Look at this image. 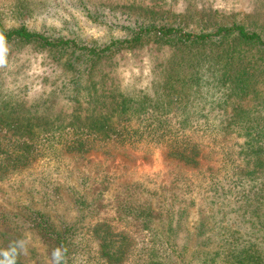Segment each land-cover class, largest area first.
I'll use <instances>...</instances> for the list:
<instances>
[{
	"label": "rangeland",
	"instance_id": "374dc122",
	"mask_svg": "<svg viewBox=\"0 0 264 264\" xmlns=\"http://www.w3.org/2000/svg\"><path fill=\"white\" fill-rule=\"evenodd\" d=\"M0 21L98 47L147 23L198 32L236 22L264 35V0H0ZM125 46L88 68L33 42H0V116L16 122L1 125L34 136L25 164L0 166V212H16L26 247L19 261L54 264L22 213L30 208L73 226L68 264H107L96 222L128 237L116 264H264V53L232 42ZM238 67L245 95L231 90ZM123 96L136 106L117 124L123 137L69 129ZM75 136L83 150L70 149ZM183 140L196 165L167 154Z\"/></svg>",
	"mask_w": 264,
	"mask_h": 264
},
{
	"label": "trees",
	"instance_id": "16d2710c",
	"mask_svg": "<svg viewBox=\"0 0 264 264\" xmlns=\"http://www.w3.org/2000/svg\"><path fill=\"white\" fill-rule=\"evenodd\" d=\"M143 38H152L157 43L192 47L205 44H213L214 46H219L232 42L238 45H246L249 47H257L262 53H264V35L260 30H254L252 28L246 27L242 23L231 22L228 24L216 25L213 29L207 31L193 32L189 30H184L176 24H168L161 22L159 24L147 23L136 27L135 31L129 38H123L118 40H111L103 46H91L86 44H81L74 39L61 38V37H49L38 31L29 30L24 25H18L15 27H5L0 21V42H11L20 41L23 43L33 42L39 44L42 47H47L49 49L56 50L59 55L63 53H68L66 60L68 65H72L76 61H82L88 68H91L100 57L104 56L106 53L110 52L113 48L119 47L121 45H126L129 47L134 44H139ZM68 51V52H66ZM232 52V50H231ZM228 53V54H227ZM230 51H225V61L223 64L227 66L224 68L225 74L228 76V71L231 68ZM78 56V57H77ZM83 57V59H82ZM222 64V66H223ZM246 67H242V70ZM239 67L236 68V72L233 75V86L232 91L236 93L241 92L242 95L247 93L246 88L243 85L237 84L240 81L239 77L244 72L239 71ZM238 76V77H237ZM226 78V76H225ZM115 105L109 108L106 112H99L94 116L86 117V124L81 126H74L72 124L71 128L74 132H81L85 135H93L102 139H119L123 137L125 128H120L117 124L123 123L126 119H129L131 115L134 114L136 106L132 99H128L123 96L120 100H114ZM140 105V103H139ZM144 112V111H142ZM16 118V117H15ZM19 121L18 119H16ZM15 121L8 118L0 116V166L6 165V167H16L20 164H25L29 151H26L29 144L32 143V136H29L20 127L10 129H3L2 125L9 127ZM16 123V122H15ZM2 124V125H1ZM80 129V130H79ZM25 132V133H21ZM9 136V137H6ZM25 137L22 140H18L14 137ZM8 142L5 143V142ZM6 144L7 146H3ZM72 144L77 147H70V149L75 148L83 150L84 142L81 138L75 136ZM86 147V146H85ZM84 147V149H85ZM259 151H255L257 153ZM32 153V152H31ZM167 154H170L178 161L184 164L196 165L198 163L197 157L198 152L196 146H191L187 142L179 141L177 144L167 145ZM256 157V156H255ZM255 164H261L260 159H252ZM129 209L130 214L135 213L134 217L142 216L145 220L149 221L153 217V210L148 205L144 210L135 209L128 205L123 208ZM25 212V219L29 227L34 230V232L39 236L40 240L46 243V247L49 250V254L52 257V253L55 249L61 250V259L59 264H68L70 256V243L72 238V231L74 230L72 225L57 226L50 218L42 211L37 209H21ZM18 211V210H17ZM20 212V211H19ZM16 212L6 211L0 212V252L8 250L11 245L16 241H22L23 237L21 232H19L18 224L16 220ZM19 219V218H17ZM90 233L97 238V243L99 245V252L104 258L107 264H116L121 261V255L126 253V246L130 244L128 242V237L122 232H114L106 222H96L90 226ZM19 251V249H18ZM151 257H154L151 255ZM152 258L147 259V264H160L158 261L152 263ZM54 264L56 262L53 260ZM16 264H21L16 258Z\"/></svg>",
	"mask_w": 264,
	"mask_h": 264
},
{
	"label": "clouds",
	"instance_id": "9594fccd",
	"mask_svg": "<svg viewBox=\"0 0 264 264\" xmlns=\"http://www.w3.org/2000/svg\"><path fill=\"white\" fill-rule=\"evenodd\" d=\"M18 249L24 250L26 252L24 241H16L9 247L8 250L0 252V264H16V258L19 255ZM52 256L56 264H59L61 259V250L55 249L52 253Z\"/></svg>",
	"mask_w": 264,
	"mask_h": 264
}]
</instances>
